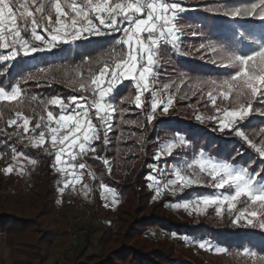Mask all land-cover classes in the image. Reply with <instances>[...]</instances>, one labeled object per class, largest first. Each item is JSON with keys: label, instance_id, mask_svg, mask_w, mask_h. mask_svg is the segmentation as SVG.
<instances>
[{"label": "rangeland", "instance_id": "374dc122", "mask_svg": "<svg viewBox=\"0 0 264 264\" xmlns=\"http://www.w3.org/2000/svg\"><path fill=\"white\" fill-rule=\"evenodd\" d=\"M79 1L82 2V0ZM181 1L169 0V2L177 3H182ZM190 1L206 2L208 0ZM247 2H258V0ZM218 24L216 35L210 38L204 36L202 41H198L199 45L201 43L207 45L212 42L225 49L247 54L255 48L254 42H264V23L254 19L233 20L224 17V20ZM201 31L199 25H196L192 29V37H196L195 35H199ZM241 33H244L246 38H242ZM87 40L82 39L75 43ZM70 45H74V43L61 45L52 51L38 52L36 55L52 61L56 51ZM166 47L170 46L162 48ZM198 56L213 68V70L211 69L212 74L197 76L192 80L188 79V76L186 77L182 71V75L177 81L167 74H163V79H160V88L162 89L165 83L170 85L168 92L172 93L173 102L174 99H177L189 103L188 100L191 97H197V102L205 100L207 104L205 110L196 107V103L194 106L190 104L187 117L198 121L195 117L200 115L202 120L198 122L207 123L214 133H222L216 119L219 114L207 96L208 86L201 85L199 88H194L193 85L198 81H222L229 78L237 69L222 66L220 63L221 54L208 48L202 49ZM27 59V65L34 69L32 71L38 72L42 68L37 58L29 56ZM11 62L1 63L7 65ZM109 63H111V59ZM17 82H19L18 79L12 86H15ZM83 93L82 96L91 98L90 93ZM162 97L166 102L167 95L163 93ZM145 98V94H143L142 106ZM81 102L83 103V101ZM19 103H23L21 99H19ZM172 105L167 114L163 113L162 107H158L157 112L160 115H156L154 119L159 118L171 122L182 115L185 116L180 110H176V113L172 114ZM72 106L74 105H70V108ZM217 106L222 109L232 107L231 98L229 101H223L218 96ZM130 107L134 110L127 112L135 115L142 109H137L134 102L130 103ZM253 107L264 109V105H261L258 100L253 101ZM57 109L58 115L60 109L58 107ZM20 112L30 117L23 105ZM251 115H259V113L253 112ZM43 118L46 121L47 115ZM92 119L94 124L99 126L100 121L96 119L94 113ZM140 121V117L136 116L134 119L123 122L129 127V130L119 131L114 135L111 132L116 131L123 124L119 120L118 126H113L108 134L107 145L103 142V131L101 130V139L93 142L97 152L87 153L84 155L83 161L72 162L77 165L79 163L87 165L86 169L80 170L84 173L81 177L82 183L87 184L90 189L87 196L84 195L82 184H77L74 188L69 187L63 193L58 191L66 182V176L57 172L54 166L55 159H53L55 156L52 158L51 164H47L49 157L55 155L50 142H46L42 147L34 148L29 139L30 136H38L41 131V129H37L35 133L31 131L37 121L30 120L28 133H25L22 128L18 129L16 125H12L13 130L5 133L2 136L3 140L0 141V144L5 143L7 150L6 154H0V161L3 162L1 172L4 179V182L0 183V264H180V262L190 264H264V261L260 260L264 254L250 249L258 254L253 258L244 253L243 250L249 249L248 247L239 250L233 249L230 252L209 239L179 237L175 232L160 227L164 221L176 224L188 223L192 226L205 222L214 226L218 225L225 217L231 222L234 215L230 216L227 213L226 206L220 217L216 215V206L214 205L200 213L192 208L184 209L177 206L182 205L185 201L207 195H217L230 191V189L218 190L212 187L211 183L191 185L182 191L175 192L173 187H178V185H169L165 188L164 185L169 180L175 179L174 169L191 162L201 152L206 156L210 155L202 149L195 150L192 143L187 141L182 134L173 133L170 135L166 133L161 138L158 134L160 123L154 130V145H152L146 141L145 133L142 131L144 126ZM244 121L237 122L234 127ZM18 123L22 122L18 121ZM152 123L153 121L147 122L150 127L149 131H151ZM167 125L161 124L160 129L167 128ZM177 136L184 138L188 146L175 148L171 155L163 153V146L173 141ZM113 144L114 146H111ZM158 151L162 155L156 159ZM97 157L107 158L108 166H105L102 160ZM28 158L35 160L36 163H29ZM6 167H11L13 171L6 174L3 171ZM47 169H50L51 172L48 177L44 178L43 174ZM89 171L94 173L93 177L88 176ZM185 174L190 176L191 172L185 170ZM150 175L155 177V181H159V185L155 181L147 179ZM204 179L210 180L206 176ZM101 183L116 191L118 196L116 204H112L108 199L110 206H105V199L100 196ZM157 186L162 189L159 196L155 191ZM196 187L208 189V192L203 194L191 192ZM238 207L240 206L238 205ZM9 217L27 221L28 228L23 231H13L12 218ZM140 223L147 226L139 231L134 230V227L141 226ZM242 224H244L243 221L240 224L232 225L242 228L244 227L240 226ZM203 240L211 241L214 247L218 246L226 251L216 253L215 251L202 250L198 243H194V241ZM161 248H164L165 252L160 250Z\"/></svg>", "mask_w": 264, "mask_h": 264}, {"label": "snow or ice", "instance_id": "6c2138e0", "mask_svg": "<svg viewBox=\"0 0 264 264\" xmlns=\"http://www.w3.org/2000/svg\"><path fill=\"white\" fill-rule=\"evenodd\" d=\"M186 10L180 3L169 0H82L79 3L78 0H0V49L9 50L6 54L0 52V62H11L21 56L29 57L38 52L52 51L61 45L73 44L92 36L115 33L121 34L115 44L125 46L124 52L119 55L117 50L113 49L111 63L108 60L101 62L98 72H93L87 77L78 72V79L71 81L78 85L80 91L90 93L91 98L71 97L68 103L60 97L49 99L47 103L57 106L60 109L59 114L54 115L52 111H47L46 121L41 117L31 129L33 133L41 129L38 136L29 137L32 147H42L46 142H50L51 148L55 150L54 166L58 173L66 176V182L58 189L60 193L69 187L74 188L77 184H82L84 195L89 194L88 185L83 184L81 180L84 173L80 171L86 169L87 165L72 162L89 152H97L93 142L101 139V130L103 142L108 144V134L113 126V113L117 110L109 97L113 94L117 81L135 82L134 104L137 109L142 108L143 94L151 92V112L146 117L148 123L158 114V107H162L163 113H168L173 104L172 93L168 92L170 85L165 83L162 89L155 87L159 76V53L162 47L170 46L177 54H191L181 47L182 15ZM205 10L233 20L251 18L264 23V0L236 6L224 0ZM241 37L246 38L244 33H241ZM254 43L255 48L247 54L225 49L212 42L207 45L201 43L196 49L197 52L205 48L219 52L222 56L221 65L237 70L222 81H198L193 87L208 86L207 96L219 114L216 118L219 130H235L237 137L245 140L264 158V147H257L244 131L234 128L237 122L244 121L253 112L264 116V109L253 107V101L256 100L264 105V42ZM84 63L87 64L88 60L85 59ZM51 72V69L40 68L36 73L21 76L20 80L27 82L47 79ZM0 75H3V72H0ZM63 75L67 78L69 73L65 71ZM162 92L167 95L166 102L161 96ZM217 93L223 101H229L231 98L233 106L224 109L217 106ZM23 94L19 82L10 90L0 86V101H19ZM31 99L34 101L37 98L32 96ZM70 105L74 106L70 108ZM121 111L126 112L127 109ZM93 113L100 121L99 126L93 122ZM195 118L202 120L200 115ZM30 120V117L17 111L15 118L10 119L8 124L16 125L18 129L22 128L28 133ZM187 146V141L177 136L163 146V153L171 155L175 148ZM161 155L158 151L155 158L159 159ZM13 158L15 159V156ZM97 158L108 166L107 158ZM28 159L29 163H36L35 160ZM185 170L190 171L191 175H186ZM3 171L10 174L13 169L6 167ZM87 174L94 176L91 171ZM174 175L175 179L164 185L165 188L178 185L173 187L174 192L202 183H211L212 187L218 190L230 189L217 195L185 201L182 205H177L178 207L192 208L200 213L214 205L216 215L220 217L226 206L227 213L234 215L232 224H240L243 221L244 224L240 226L258 227L264 231V178H261L260 173L250 172L248 167L236 166L227 159L213 158L201 152L191 162L174 169ZM205 176L210 180H205ZM147 179L155 181V177L151 175ZM155 182L159 185V181ZM100 189L102 199H110L112 204L118 202L117 193L113 188L101 183ZM155 191L159 196L162 189L157 186ZM194 243H198L202 250L216 253L226 251L224 248L214 247L208 240ZM243 251L253 258L258 255L247 248ZM260 260L264 261V256L260 257Z\"/></svg>", "mask_w": 264, "mask_h": 264}, {"label": "trees", "instance_id": "16d2710c", "mask_svg": "<svg viewBox=\"0 0 264 264\" xmlns=\"http://www.w3.org/2000/svg\"><path fill=\"white\" fill-rule=\"evenodd\" d=\"M251 0H227V3L236 5L249 4ZM81 2L78 0V3ZM181 5L187 10L182 15V32H181V47L185 52L191 53L190 55L183 56L177 54L174 49L170 47L162 48L161 50V67H160V79H163V74H167L170 78H174L175 81L183 73L188 79L196 78L197 76H208L213 70L208 63L198 56L200 52L196 51L199 43L203 37H212L216 35L218 29V23L224 20V16L221 14L207 12L206 8H213L217 3L224 2V0L206 2L182 0ZM196 25H199L202 30L199 35L192 37V29ZM196 31V29H194ZM115 37L113 34L104 36H92L87 41L74 43V45L62 47L59 51H56L52 61L48 59H42L40 56L33 54L32 57L37 58L42 68L51 69L47 79L43 80H30L23 82L20 80L21 76L29 73H36L32 71L30 66L27 65L28 57H18L11 63L0 62V86H4L9 90L14 81L18 79L20 87L25 90L26 97L23 103L19 101H13L11 103L0 101V141L2 136L13 130L12 126H9L8 121L15 117V113L20 111L22 105L25 107V111L31 117L33 122H36L47 115V111H52L55 115L58 113L57 107L48 104L47 101L53 97H60L68 103L71 97H81L82 91L79 90L78 85L73 84L71 81L78 79L77 73H82L84 77L89 76L93 72H98L101 67V62L108 60L112 55V50L115 49ZM9 50L0 49V52L7 53ZM85 59L88 63L85 64ZM6 69V71H5ZM67 71L68 77L65 78L63 73ZM212 74V73H211ZM54 77V78H53ZM84 94V93H83ZM136 89L131 80H122L119 85L114 89L113 94L109 97L112 103L116 106V112H114L112 125L118 126V121L125 122L129 119L140 117V123L143 124L142 131L145 133L146 141L153 144V136L156 125L160 123L158 134L161 136L169 133H179L184 135L185 139L192 143L195 150L202 149L210 156L215 158L227 159L229 162L236 166H245L249 168L250 172L260 173L261 178H264V158H261L255 148L250 147L249 144L235 135L233 131H223L222 133H214L211 131L210 126L207 123H200L195 121L192 117L188 118L187 113L189 108L194 106L205 110L207 104L205 100L197 102V97H191L189 103L178 101L174 99L172 105V114L176 113V110H180L185 116L178 117L171 122L163 119L156 118L151 125V131H149V125H147L146 109L145 105L142 106L140 112L135 114L128 113L127 111H133L130 107V103L135 97ZM145 94V93H144ZM32 96L37 99L32 100ZM121 109H127V113H123ZM145 115V116H144ZM162 122V123H161ZM161 124H168L165 129H160ZM112 126V127H113ZM234 128H239L244 131L245 135L256 144L257 147H264V116L251 115L243 123H240ZM129 127L126 123L121 124L116 131L111 132L116 135L119 131H128ZM111 146H114L111 145ZM154 147V146H153ZM5 143L0 144V154H6ZM52 162V157L48 159V165ZM3 162L0 161V183L4 182L2 177ZM50 169L44 171V178L49 176ZM191 192L198 194L207 193L208 189L202 187H196ZM11 224L13 231H23L28 228L29 223L16 219L13 217ZM141 224V223H140ZM147 225L134 227V230H141ZM162 229L173 231L179 237H191L197 239H209L215 242L217 245L226 248L227 251L232 252L233 249H242L248 247L258 251L260 254H264V231H261L258 227L252 228L244 226L242 228L235 227L231 224L227 218H222V221L218 225H211L205 222H200L197 225H189L188 223H171L164 221L160 225ZM165 252L164 248H161ZM170 251V249H168ZM222 257V256H220ZM180 264H190L180 262Z\"/></svg>", "mask_w": 264, "mask_h": 264}, {"label": "built area", "instance_id": "2783aa9c", "mask_svg": "<svg viewBox=\"0 0 264 264\" xmlns=\"http://www.w3.org/2000/svg\"><path fill=\"white\" fill-rule=\"evenodd\" d=\"M114 37H115V41L117 40V38L121 35L120 33H115L113 34ZM124 48L125 46L123 45H117V54H122L124 52ZM161 51V49H160ZM160 67H161V57H160V53H159V68H158V72H159V76L157 77V81L158 83L155 85V87L157 88H160ZM23 95L22 97L20 98L21 101L23 102L25 97H26V92L25 90H23ZM91 95V94H90ZM163 95V92L161 93V96ZM145 102H144V105H145V109H146V114H149L151 112V101H152V95H151V92H145ZM157 116L160 115L159 112H157ZM156 116V115H155ZM84 160V156L83 157H80L78 158V161H83Z\"/></svg>", "mask_w": 264, "mask_h": 264}, {"label": "crops", "instance_id": "0c3cea01", "mask_svg": "<svg viewBox=\"0 0 264 264\" xmlns=\"http://www.w3.org/2000/svg\"><path fill=\"white\" fill-rule=\"evenodd\" d=\"M121 81H122V80L117 81L116 86L119 85ZM132 83H133V85H134V87H135V82L132 81ZM116 86H115V87H116ZM114 89H115V88H114ZM135 89H136V88H135ZM113 92H114V91H113ZM111 95H112V94H111ZM111 95H110V96H111ZM131 102H134V98H133V100H132ZM52 151L55 152L54 149H52ZM52 154H53V153H52ZM54 154H55V153H54ZM51 156H52V158H53L55 155H51ZM53 159H54V158H53ZM76 161H78V159H77ZM104 204H105V206H106V205H107V206H110V205H109V204H110L109 200H105V203H104Z\"/></svg>", "mask_w": 264, "mask_h": 264}]
</instances>
